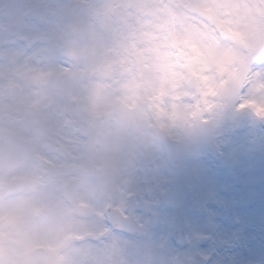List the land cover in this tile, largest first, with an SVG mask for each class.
Returning a JSON list of instances; mask_svg holds the SVG:
<instances>
[{
    "label": "rangeland",
    "instance_id": "374dc122",
    "mask_svg": "<svg viewBox=\"0 0 264 264\" xmlns=\"http://www.w3.org/2000/svg\"><path fill=\"white\" fill-rule=\"evenodd\" d=\"M131 3L0 0V38L8 39L0 41V152L10 137L24 139L32 148L31 158L14 171L0 162V264H9L1 253L10 247L12 233L20 232L23 213H29L27 226L47 225L49 216L45 221L33 216L46 212L43 202L51 201L56 209L55 232L84 230L87 222L77 216L75 204H66L59 194L73 178L79 179L80 196L83 190L100 196L105 183V202L120 210L124 195L134 192L142 202L136 219L143 232L154 237L147 250L162 253L163 264H173L177 251L194 264H264V118L239 108L240 96L232 98L225 114L223 97L206 113L179 102L189 94L182 85L192 82L201 96L216 95L233 75L240 70L244 75V57L236 48L221 47L206 25L191 22L174 32L171 41L137 53L129 67L131 76L114 83L100 71L106 46L126 23L135 22L128 15ZM228 3V14L214 17L217 26L242 46L249 34L255 35L258 46L264 45V0ZM262 63L253 62L254 72L264 70ZM74 118L77 128L72 131ZM208 118L216 123L215 153L197 136V121ZM9 119L16 124L9 126ZM93 121L101 135L96 149L104 137L108 144L89 152L80 141ZM161 134L192 148L181 176L189 189L178 210L185 220L182 246L169 245L171 220L178 211L160 202L167 181L177 179L161 150ZM72 143L81 147L80 158L92 160L85 168L65 162ZM51 153L61 154L57 163ZM234 164L240 168L232 173ZM11 176L26 180L30 188L7 200L2 196ZM96 215L99 218V210L89 215V232L108 226L96 224Z\"/></svg>",
    "mask_w": 264,
    "mask_h": 264
},
{
    "label": "snow or ice",
    "instance_id": "6c2138e0",
    "mask_svg": "<svg viewBox=\"0 0 264 264\" xmlns=\"http://www.w3.org/2000/svg\"><path fill=\"white\" fill-rule=\"evenodd\" d=\"M130 8L128 15L134 16L135 22L130 21L119 29L105 49L107 55L100 72L106 71L112 82L120 83L131 76L129 67L137 53H146L154 45L171 41L174 32H181L186 23L194 22L199 26L206 25L221 47H232L240 51L244 57V75L237 88L229 82L216 95L201 96L195 82L190 86L183 84L182 87L187 88L189 94L182 96L179 102L206 113L215 106L218 98L238 95L241 97L239 108H250L255 115L264 118V70L254 72L252 67L258 58L264 60V45L244 47L217 26L214 17L228 14V0H132ZM153 36L155 40L150 38ZM257 81H260L259 85ZM164 99L167 101L169 98Z\"/></svg>",
    "mask_w": 264,
    "mask_h": 264
},
{
    "label": "water",
    "instance_id": "95a60500",
    "mask_svg": "<svg viewBox=\"0 0 264 264\" xmlns=\"http://www.w3.org/2000/svg\"><path fill=\"white\" fill-rule=\"evenodd\" d=\"M245 47H255L251 38H247L245 40ZM229 98L230 96H226ZM213 129L214 124L212 120L208 121H200L198 126V134L204 140V142L208 145L209 149L212 152H215L217 147L213 141ZM91 144L95 141V135L93 132L89 133ZM164 146L166 150V154L168 159L177 167L178 173H182V165L183 161L189 153V149L186 148L181 143L166 138L164 140ZM26 151H28L27 145L24 142H20L12 139L8 148L2 153V159L6 163L15 164L21 158L26 155ZM76 187L75 183H69L64 188V196L67 200H72L74 198V189ZM187 194V189L182 183L173 182L167 191L164 202L173 208H177L182 203L183 199ZM136 208V204L134 201L131 206L127 210V216L124 217L118 211L110 210L108 215L109 222L118 229H122L125 231L142 232V227H140L137 222L133 219V210ZM184 223L180 215L175 216L173 220V233L175 239L179 242L184 241V233H183ZM57 259L51 255L42 251L41 249H36L32 251L29 255L24 258L19 259L15 262V264H55ZM177 264H189L181 255L177 256L176 259Z\"/></svg>",
    "mask_w": 264,
    "mask_h": 264
},
{
    "label": "flooded vegetation",
    "instance_id": "af4514ba",
    "mask_svg": "<svg viewBox=\"0 0 264 264\" xmlns=\"http://www.w3.org/2000/svg\"><path fill=\"white\" fill-rule=\"evenodd\" d=\"M85 160L81 161V164ZM84 200L89 206L91 214L97 206L98 202L94 197H90L86 192ZM99 232H40L35 237L37 244L50 251L58 254V264H118L119 258L116 255L113 245L118 242L114 241L115 237L108 240H100L95 238H82L86 234H98ZM23 244H27L26 238H23ZM105 244L107 251L113 255L108 256L107 251H101V246Z\"/></svg>",
    "mask_w": 264,
    "mask_h": 264
},
{
    "label": "bare ground",
    "instance_id": "6f19581e",
    "mask_svg": "<svg viewBox=\"0 0 264 264\" xmlns=\"http://www.w3.org/2000/svg\"><path fill=\"white\" fill-rule=\"evenodd\" d=\"M251 8L252 7L249 8V11H251ZM14 30H15V26L14 27L11 26V31H12L11 36H14V34L16 33V32H14ZM242 162H245V160L243 159ZM242 167H244V166H242ZM239 168H240L239 165H237V167H236V165L234 164L232 173H234L235 170L237 171ZM260 168H263V165ZM244 171H246V170H244ZM47 228H48V225H45L43 227H39L38 230L44 231ZM153 238H154L153 236H149V234H148L142 240L143 251L139 250L137 252L132 253L129 256L128 260L124 264H134V262L136 264H163V260L161 258V256L163 255L162 253H152V252H149L147 250L150 246H152V244H153L152 239ZM144 258H147V260L145 261Z\"/></svg>",
    "mask_w": 264,
    "mask_h": 264
}]
</instances>
